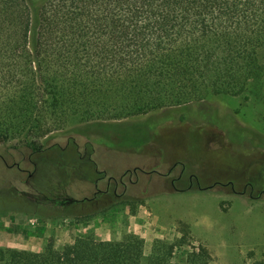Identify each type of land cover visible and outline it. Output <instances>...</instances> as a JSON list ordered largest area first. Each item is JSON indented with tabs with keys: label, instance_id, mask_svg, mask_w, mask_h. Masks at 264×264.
I'll list each match as a JSON object with an SVG mask.
<instances>
[{
	"label": "trees",
	"instance_id": "obj_1",
	"mask_svg": "<svg viewBox=\"0 0 264 264\" xmlns=\"http://www.w3.org/2000/svg\"><path fill=\"white\" fill-rule=\"evenodd\" d=\"M261 51L264 0H0V136L23 135L34 163L41 148L26 140L29 132L44 136L70 115L125 118L229 96L264 77ZM177 120H186L185 113ZM83 160L94 167L93 183L104 176L90 156ZM66 162L57 170L70 175ZM88 171L80 169L81 177ZM55 175L49 190H58L45 196L65 198L69 178ZM121 195L101 211L128 201ZM190 238L184 231L157 239L145 253L131 233L114 240L87 234L59 251L50 245L38 253L0 249V264H212L208 248L190 245Z\"/></svg>",
	"mask_w": 264,
	"mask_h": 264
},
{
	"label": "rangeland",
	"instance_id": "obj_2",
	"mask_svg": "<svg viewBox=\"0 0 264 264\" xmlns=\"http://www.w3.org/2000/svg\"><path fill=\"white\" fill-rule=\"evenodd\" d=\"M259 55L263 62L264 52ZM181 113L186 120H177ZM70 117L44 136L39 130L26 134L41 148L34 163L20 140L23 135L0 136V210L59 215L65 222L76 214L103 213L99 211L119 199L112 195L116 189L122 199L151 201L163 218L178 217L175 235L189 232L190 245L207 247L212 264H264V77L249 79L229 96L210 95L145 114ZM54 144L67 149L65 157L49 148ZM88 156L104 172L94 199L59 206L44 198L57 192L49 190L48 181L65 161L71 172L63 173L69 178L67 195L89 198L97 190L92 182L97 175L83 162ZM59 168L57 177L63 175ZM136 168V174L123 175ZM80 169L89 170L87 179ZM159 235L151 245L175 236L168 230Z\"/></svg>",
	"mask_w": 264,
	"mask_h": 264
},
{
	"label": "crops",
	"instance_id": "obj_3",
	"mask_svg": "<svg viewBox=\"0 0 264 264\" xmlns=\"http://www.w3.org/2000/svg\"><path fill=\"white\" fill-rule=\"evenodd\" d=\"M99 212L103 213L90 218L68 217L63 222L59 215L36 216L26 210H0V249L38 253L50 245L59 251L76 237L87 234L99 240H114L129 233L138 235L143 248L148 249L160 232L176 233L173 226L178 217L163 218L147 199H130ZM32 218L37 221L32 222Z\"/></svg>",
	"mask_w": 264,
	"mask_h": 264
},
{
	"label": "water",
	"instance_id": "obj_4",
	"mask_svg": "<svg viewBox=\"0 0 264 264\" xmlns=\"http://www.w3.org/2000/svg\"><path fill=\"white\" fill-rule=\"evenodd\" d=\"M134 170V169H133ZM122 176H119L118 180H121ZM111 178H107V180L109 181ZM49 200H54L55 203H58V204H70V203H74L77 201V199H75L74 197H71V196H67L65 198H62V199H54L52 197H48Z\"/></svg>",
	"mask_w": 264,
	"mask_h": 264
},
{
	"label": "flooded vegetation",
	"instance_id": "obj_5",
	"mask_svg": "<svg viewBox=\"0 0 264 264\" xmlns=\"http://www.w3.org/2000/svg\"><path fill=\"white\" fill-rule=\"evenodd\" d=\"M180 174V173H179ZM28 175H30V174H28ZM189 180H191V177L189 178ZM118 182H120V183H122V178H121V180H117ZM116 181H115V185H116ZM171 183L173 184V180L171 181ZM108 185H109V181L107 180V188H108ZM94 186H95V188L97 189V181H95L94 182ZM96 191H100L99 189H97ZM23 194H25V196H28V195H26V193H23ZM112 195H114L115 197H117V196H119V193H117L116 192V189H114L113 190V194ZM44 198H46V199H48V197L47 196H44ZM49 200V199H48ZM51 201H53V202H55L54 200H51Z\"/></svg>",
	"mask_w": 264,
	"mask_h": 264
},
{
	"label": "built area",
	"instance_id": "obj_6",
	"mask_svg": "<svg viewBox=\"0 0 264 264\" xmlns=\"http://www.w3.org/2000/svg\"><path fill=\"white\" fill-rule=\"evenodd\" d=\"M31 221L32 222H36L37 220H36V218H32Z\"/></svg>",
	"mask_w": 264,
	"mask_h": 264
}]
</instances>
